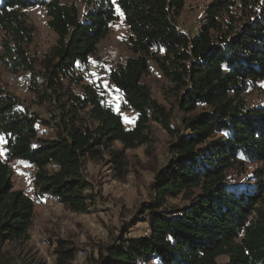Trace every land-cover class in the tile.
<instances>
[{
    "label": "trees",
    "instance_id": "1",
    "mask_svg": "<svg viewBox=\"0 0 264 264\" xmlns=\"http://www.w3.org/2000/svg\"><path fill=\"white\" fill-rule=\"evenodd\" d=\"M186 1L87 0L82 14L75 2L0 0V62L25 74L47 110L30 108L0 75V264L16 263L13 246L31 238L35 217L34 199L14 183L13 160L34 166L35 197L88 213L89 163L108 155L122 169L126 150L153 141L155 123L170 137L167 162L136 219L87 264H264V0H212L189 32L179 27ZM116 4L130 31L129 55L108 80L122 107L136 112L132 128L79 72L119 19ZM34 6L45 8L57 34L42 59L29 50L36 27L26 10ZM152 63L167 81L169 104L143 80ZM254 92L260 102L250 100ZM139 222L148 230L129 236ZM76 252L59 239L51 263L23 264H71Z\"/></svg>",
    "mask_w": 264,
    "mask_h": 264
},
{
    "label": "rangeland",
    "instance_id": "2",
    "mask_svg": "<svg viewBox=\"0 0 264 264\" xmlns=\"http://www.w3.org/2000/svg\"><path fill=\"white\" fill-rule=\"evenodd\" d=\"M61 1L75 2L82 14L88 11L87 0ZM211 1L187 0L179 18V27L185 32L196 29L204 17L206 6ZM116 8L119 19L111 23L108 35L98 45L97 53L90 56L88 64L79 72L85 77L86 82L96 83L104 91L106 101L121 113L125 127L132 128L137 114L133 109L122 107V95L108 80L109 70L123 62L129 55L125 40L130 31L124 21L123 12L117 4ZM26 11L31 23L36 27L34 41L29 50L35 57L42 59L45 52L56 43L57 34L48 25L49 18L44 7L34 6ZM0 75L8 89L19 95L30 108L46 115L45 106L38 103L39 98L30 89V84L23 72L13 73L3 67L0 62ZM143 80L150 85L153 95L159 101L168 102L164 94L167 81L156 64H151V72L144 76ZM258 86L264 89V81H260ZM257 96L254 92L250 100L260 102ZM42 129L52 133L49 128L42 126ZM169 141L170 137L166 131L155 123L153 141L137 149L126 150V164L122 169H117L115 164L108 162L110 160L108 155L106 160L101 162H90L87 178L93 184V190L88 191L94 194V203L88 213L72 212L55 200L35 197L32 184L34 166L22 159L13 160L10 166L16 188L24 189L35 203L31 238L27 242L13 246L16 248L13 252L17 257L14 264H23L24 261L36 257H44L51 263L52 259L48 260L47 257L53 258L54 248L59 239L74 243L77 252L85 251L83 264H87L88 260L95 261L98 258L100 246L107 243L110 235L116 234L119 228L130 225L138 216L141 205L149 199L154 176L165 166L169 157ZM114 147L121 146L116 143ZM5 154V138L0 135V157L5 158ZM108 170L112 172L109 173ZM110 178L114 180L112 187L107 185ZM177 202L178 200H174L173 203ZM130 229L129 236H136L147 231L148 226L145 222H139Z\"/></svg>",
    "mask_w": 264,
    "mask_h": 264
},
{
    "label": "built area",
    "instance_id": "3",
    "mask_svg": "<svg viewBox=\"0 0 264 264\" xmlns=\"http://www.w3.org/2000/svg\"><path fill=\"white\" fill-rule=\"evenodd\" d=\"M108 172L111 173L112 171L108 170ZM107 182H108L107 185L109 187H112L114 180H113V178H110L109 181H107ZM83 256H85V251L81 250V251L77 252L76 257L72 260L71 264H83L84 258H85ZM47 259L51 260V257H47Z\"/></svg>",
    "mask_w": 264,
    "mask_h": 264
}]
</instances>
